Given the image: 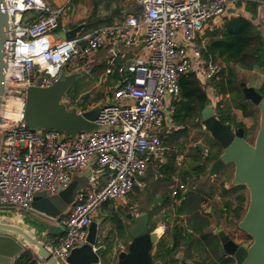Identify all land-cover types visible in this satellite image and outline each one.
<instances>
[{
    "label": "built area",
    "instance_id": "1",
    "mask_svg": "<svg viewBox=\"0 0 264 264\" xmlns=\"http://www.w3.org/2000/svg\"><path fill=\"white\" fill-rule=\"evenodd\" d=\"M5 1L12 18L13 48L0 105V208L33 210L38 194H59L74 180V171L85 174L88 183L76 191L69 212L50 218L66 234L58 242L47 241V247L66 262L72 249L87 242L96 211L143 188L151 161L162 164L167 159L163 136L178 127L174 115L181 99V76L193 71L195 62L206 81L221 70L217 61L203 56L206 45L199 35L206 24L223 18L229 4L254 2L256 20L264 28V0H134L142 11L130 13L122 23L58 42L51 36L58 31L64 7L46 0ZM139 42L146 55L117 64V46ZM103 47L113 52L106 74L120 76L113 93L99 102L88 99L86 104L81 96L68 92L62 97L68 109L77 107L80 114L99 105L95 122L101 128L76 137L57 129L31 128L26 122L28 89L52 86ZM177 161L182 164L180 155ZM187 186L175 177L172 196L177 198ZM19 259L13 264H20ZM33 264L48 262L38 256Z\"/></svg>",
    "mask_w": 264,
    "mask_h": 264
},
{
    "label": "water",
    "instance_id": "2",
    "mask_svg": "<svg viewBox=\"0 0 264 264\" xmlns=\"http://www.w3.org/2000/svg\"><path fill=\"white\" fill-rule=\"evenodd\" d=\"M222 20L221 16L214 22ZM83 25L69 29L68 26L54 33L51 38L57 39L75 38ZM12 18L6 10V1L0 0V105L2 104L6 86L8 84L12 64ZM82 71L64 73L57 82L50 87L34 86L27 92L26 122L34 129H57L66 136L76 137L83 131L92 132L101 126L95 122L100 114L101 107L80 114L77 107L68 109L62 102V97L82 78ZM41 81V79H40ZM39 81V83H40ZM244 96L253 105H257L261 111L260 127L254 144L246 138L244 127H233L230 123H224L217 116L213 104L209 101L202 111L200 123L210 132L211 136L223 147V153L215 161L209 162L210 175H216L224 170L227 165H235L234 185H244L250 191V201L247 212L239 227L248 233L252 243L238 244L225 231L220 230L222 256H231L235 264H264V96L253 86L246 82H240ZM83 103V101H81ZM81 181L74 179L70 185L59 193V198L65 205H71ZM33 208L43 214L47 219L57 217L63 213L60 207L51 197L37 195ZM133 219V214H128ZM36 225L34 231H28L23 227L0 221V264H11L12 258L20 252L34 250L37 256L46 260L48 264H102L104 257L109 254L110 259H115L114 250L109 245L98 243L99 224L93 221L89 228L87 242L72 249L65 261L60 260L47 247V235L51 234L49 223L43 219L31 220ZM128 232L133 240L126 251H121L116 257L115 264H163L161 260H155L154 247L158 242L157 231L150 230V216L142 211L135 222L128 227ZM8 231L18 235L19 240L13 236L4 235L1 232ZM181 264H195L188 262L184 255L178 256Z\"/></svg>",
    "mask_w": 264,
    "mask_h": 264
},
{
    "label": "crops",
    "instance_id": "3",
    "mask_svg": "<svg viewBox=\"0 0 264 264\" xmlns=\"http://www.w3.org/2000/svg\"><path fill=\"white\" fill-rule=\"evenodd\" d=\"M46 1L54 7L65 8V14L61 19L60 28L58 29V31L62 30L66 26H68L69 29H73L80 25H83V28L78 34L79 36L89 35L94 30L104 26L122 23L125 20L126 16L130 13L142 11V7L138 5V3L134 0H131V3H126L128 0ZM249 4L250 3H248L247 5L229 4L228 10L221 21L214 22V20H212L206 24L205 28L199 35L200 43L207 45L210 39L208 33L221 26L227 18L244 15L250 18L255 16L256 19V13L254 14L252 12ZM56 41L58 42L59 39H57ZM115 52L117 64L127 63L131 58L137 55H146V50L144 49V45L141 42L132 46H126L124 43H120L117 46ZM112 56L113 52L110 50V48L103 47L95 51L87 59H85L83 64H81V66H84L85 69L83 68L82 70L90 72V74H92L97 80V83H95L92 88L87 91H82L77 88L79 90V96L82 97L84 95H90V99H93L94 97H101V100H103V98H106L113 93L119 78H116V76H114L113 74H106L108 61ZM217 62L219 63L221 68L224 67L225 63L222 60H217ZM257 68L261 69L264 67H256L251 70L237 67V71L239 72V70H241L242 73L245 74L244 78H242L240 82H246L248 86H253L259 91L264 83V70L258 71ZM193 71L199 73L197 62L194 63ZM208 91L210 102L213 104L216 112L218 113L217 104L219 101H221V99L224 98V96L219 95L218 92L211 86L208 87ZM94 92L100 93V95L98 94L95 96ZM226 97H228V95ZM248 104L249 107L255 111V114L252 116H244L243 111L239 108H234L231 112L235 117V121L242 122L244 124L246 134L256 128V126L258 125V122H256V112L259 106L253 105L251 102H249ZM231 124L233 125V127H235L233 123ZM178 128L179 126L175 129L177 130ZM200 132V135H203V138L197 139L194 145L201 147L205 145V147L202 148L203 153L201 151V157H197L198 159L193 158V162L196 164L197 160L199 161L198 163H206L208 166L211 160L207 161V157L204 155V151L207 149L212 155L214 152L219 151L222 154L224 149L219 145V148L217 149H213L210 145L206 147L205 141H209V139H213V137L211 136L210 132L207 131L204 127L201 128ZM156 161L159 163L158 160ZM167 161L168 158L162 164L159 163L158 168H160L161 173L163 172V170L161 169L167 163ZM177 162L178 161L176 157L175 163ZM234 175L235 172L233 173L232 178L229 179V182L223 184L222 182H225V180H222L221 183L218 184V175H210L208 166L207 172L205 174H195V178L201 184L199 183L198 185L194 186H189L187 184V189L183 192L180 198H175L172 196L170 187L169 190L167 189L166 193L164 194L162 191L154 193V198L150 200L147 205L148 207H146V209L142 211L147 212L150 216L151 231H157L159 234L158 242L155 245L153 251L154 257L159 241L163 242L165 245L164 247H162L163 249H165L162 253V256L160 258L155 257V260H161L163 264H181L178 256L183 254L184 258L188 262H193L195 264H216L222 256V242L218 235V232L220 230H223L227 234H229L238 244L245 243L246 237V240H249V237L247 235L248 233L246 234L239 227V223L245 216L249 205L247 204L248 200L246 196V187L236 189V187L239 185L233 184ZM145 177L143 179L145 186L143 188L137 187V189H146L147 182L145 181ZM175 177L176 176H173V181ZM205 184H210V189H206L207 185L205 186ZM126 198H124V203L127 202ZM229 201L232 202L233 205L230 209H227L226 203ZM238 205H240L242 208V210H240V216H237L235 214V209L238 207ZM138 207L139 203L137 202L131 204V209L133 210L131 214H135V219L142 212H138ZM111 208L112 207L110 206L109 209ZM4 209H7L10 214H4L2 212L3 209H0L1 222H9L19 225L28 231H34L36 228V225H33L31 223V220H47L50 228V230L47 229V231H50L51 234L47 235L46 241L58 242L66 234L65 228L63 226L57 225L52 221V219H47V217H45L35 209L30 211L19 210L15 208ZM103 211L104 210L101 208L98 209L93 217V221L98 222V224L99 221H104L105 218L103 215ZM126 216L128 219H131L128 214H126ZM163 217L165 220L163 219ZM112 221L114 224H119L118 227L113 224V228H115L116 233L113 231V234L109 236L108 239L105 237L106 239L104 238V240L101 241V237L103 235L100 234V230L98 229L99 232L97 246L109 245V248L114 250V260H116V257L121 251H126L128 249L133 238L127 230L129 226L126 228V230L125 228L123 230L121 229L120 225H123L121 217H114ZM234 223L236 224V226L232 227V225H235ZM132 224H130V226ZM54 225L57 226V229H55V231L52 230V227ZM1 233L4 235L13 236L14 238L19 240L18 235L13 232L2 231ZM177 240L180 243L179 247L174 252H170L171 254H168L167 250L173 249ZM25 253H27L29 257L34 258L35 260L38 257L33 249L28 252H20L12 258L11 264L14 263L15 259L21 258ZM114 260L113 258L110 259L108 254L107 257L104 258L102 264H108L109 262V264H115Z\"/></svg>",
    "mask_w": 264,
    "mask_h": 264
},
{
    "label": "trees",
    "instance_id": "4",
    "mask_svg": "<svg viewBox=\"0 0 264 264\" xmlns=\"http://www.w3.org/2000/svg\"><path fill=\"white\" fill-rule=\"evenodd\" d=\"M250 9L255 14L257 10V4L250 2ZM60 28V26H59ZM58 28V29H59ZM263 29V30H262ZM210 39L203 49V56L206 60H222L225 66L221 68L219 73L211 80L206 81L198 72L190 71L181 76V99L177 104V111L174 115V120L179 126L176 131V136L186 134L188 131V124L193 119L196 120L197 124L202 126L199 118L202 115V111L206 104L210 101L208 87L214 88L219 95H223L224 98L217 104V116L224 123H233L236 128L244 127L242 122L235 121L234 115L231 113L234 108H239L243 111L244 116H252L255 111L249 107V102L243 93V89L240 87V81L237 78V67L242 69H254L256 67H264V28L257 22L255 16L252 18L238 15L231 18L225 19L224 23L217 27L214 31L208 33ZM116 78H119L118 72L113 74ZM259 92L264 96V83L259 89ZM68 93L72 97L79 96V90L76 87H71ZM228 95V97H226ZM82 99H90V95L82 96ZM101 97H94V102H99ZM173 136V135H172ZM164 138V136H163ZM214 139V138H213ZM171 140H174L172 138ZM216 141V140H215ZM219 146L221 144L216 141ZM197 147V153L194 154L195 158L201 157V146ZM222 147V146H221ZM219 152H214L212 155L209 153L207 161L216 160ZM177 154L173 153L170 155L167 163L162 167L161 170L165 174L170 175L169 179L176 172V161ZM168 158V157H167ZM191 168L193 174H205L207 172L206 163H198ZM190 174L187 171H183L181 174L182 180H187V176ZM245 187L239 185L236 189ZM183 193H180V198ZM232 202H227L226 207L230 209ZM241 206L235 209V214L240 216ZM121 229H124L123 225H120ZM151 230V229H150ZM159 241L157 245V251L155 254L156 258H160L165 249L164 243ZM180 243L178 240L175 242V247L171 250H167L168 254L174 252L179 247ZM106 258V257H104ZM104 260V259H103ZM20 264H33L35 259L29 257L27 253L22 255L18 260ZM110 263V262H109ZM108 263V264H109Z\"/></svg>",
    "mask_w": 264,
    "mask_h": 264
},
{
    "label": "rangeland",
    "instance_id": "5",
    "mask_svg": "<svg viewBox=\"0 0 264 264\" xmlns=\"http://www.w3.org/2000/svg\"><path fill=\"white\" fill-rule=\"evenodd\" d=\"M126 3H131V0H128ZM130 50H131V48H130ZM223 65H224V63H223ZM83 68H84V66L79 65L76 68H74L73 70H69V71L73 72L76 70H82ZM257 70L263 71L264 68H261V69L257 68ZM82 71L84 72L83 77L80 78L73 87H76L82 91H87V90H90L95 83H97V80L94 78V76L92 74H90V72H87L85 70H82ZM244 76H245V74H243L241 70H239V72L237 71V78L239 81H241V79L244 78ZM98 94L100 95V93L94 92L95 96ZM103 99H106V98H103ZM87 102H88V99H85V104ZM256 114H257L256 115V118H257L256 122H258V125L256 126V128H254L253 130L249 131L246 134L247 139L252 144H254V142L256 140L255 137H256L257 131L259 129V124H260V122H259V119H260L259 108H257ZM199 121H200V118H199ZM201 128H202V126L198 125L196 120L193 119L191 121V123L188 124V131L186 134H181L180 136H176L175 133L177 130L173 129L170 132L165 133L164 138H163L164 144L169 148L168 159H169L171 154L176 153V154L180 155V157H182V160H183L181 165H178L177 163H175L176 168H177L176 169L177 172H175L173 174V176L177 177V175H178V179L180 181H183L184 183L188 184L189 186L198 185L200 183L195 178V174L192 173L191 168L195 165V163L193 162V158H195L194 154L197 153V147L194 144H195L197 139L203 138V135H200L201 134V132H200ZM172 138H174V140H171ZM205 143H206V147H208L210 145L213 149L219 148L215 139L210 138L209 141H205ZM204 147H205V145L202 146V148H204ZM202 153H203V151H202ZM158 167H159V163L156 160L151 161V163L149 165V170H148L147 175L145 177L146 178L145 181L147 182L148 190H147V187L144 190L135 188L128 194V196L126 198L127 199L126 203H124L125 202L124 199H114V200H110L109 202L103 204L100 207L101 209L104 210L103 215L105 218L104 221H102V222L97 219L99 221L100 234L103 235L101 237V241H103L105 237L108 239L109 236H111L113 234V231L115 232V228H113L114 223L112 221L114 217H116V218L118 216L121 217V219L123 221L124 228L126 230V228L128 226H130V224L135 222V218L128 219L126 216V214H131V212H133V210L131 209V204L136 203V202L139 203L138 212H141L142 210L146 209V207H148L147 206L148 203L155 196L154 193H158V192L162 191L164 194V193H166V190L167 189L169 190V187L171 185H173V182H174L173 176L169 179L170 175L165 174V172L161 173L160 168H158ZM183 171H187L190 173L187 176V180H182V178H181V174ZM234 172H235V165H233V164L227 165V167L224 170H222L221 172L216 174V175H218L217 176V178H218L217 183L220 184L222 180H225V182H222L223 184H225L226 182H229V179L232 178ZM73 178L81 181L80 186H84L88 183L87 176L85 174H81L80 171H74ZM206 185L207 184H205V186ZM206 189H210V184H208L206 186ZM246 194H247L246 196H247V200H248L247 204H249L250 191L247 187H246ZM38 195L49 196V194L47 192H42ZM50 197L60 207L63 208L64 213L69 212V210L71 209V206L63 204V202L59 198V194L51 195ZM110 206L112 207L111 209H109ZM2 212L4 214H10L7 209H3ZM0 213H1V210H0ZM163 219H164V217H163ZM114 225L116 227H118L119 224L115 223ZM234 226H236V224L232 225V227H234ZM55 229H57L56 225H54L52 227L53 231H55ZM248 237H249V242H253V240L250 239L251 236L248 235Z\"/></svg>",
    "mask_w": 264,
    "mask_h": 264
},
{
    "label": "flooded vegetation",
    "instance_id": "6",
    "mask_svg": "<svg viewBox=\"0 0 264 264\" xmlns=\"http://www.w3.org/2000/svg\"><path fill=\"white\" fill-rule=\"evenodd\" d=\"M246 187V186H245ZM135 215V214H134ZM244 232V231H243ZM246 233V232H245ZM247 234V233H246ZM247 235H249V234H247ZM247 239V237L245 238V243H252V242H249V240H246ZM250 239H252V237L250 238ZM253 240V239H252ZM216 264H235V260L233 259V257H231V256H221V258L217 261V263Z\"/></svg>",
    "mask_w": 264,
    "mask_h": 264
}]
</instances>
